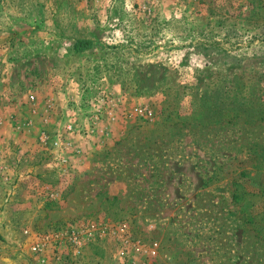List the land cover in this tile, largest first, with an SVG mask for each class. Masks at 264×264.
I'll use <instances>...</instances> for the list:
<instances>
[{"label":"rangeland","instance_id":"obj_1","mask_svg":"<svg viewBox=\"0 0 264 264\" xmlns=\"http://www.w3.org/2000/svg\"><path fill=\"white\" fill-rule=\"evenodd\" d=\"M36 240L264 264V0H0V264Z\"/></svg>","mask_w":264,"mask_h":264},{"label":"built area","instance_id":"obj_2","mask_svg":"<svg viewBox=\"0 0 264 264\" xmlns=\"http://www.w3.org/2000/svg\"><path fill=\"white\" fill-rule=\"evenodd\" d=\"M95 225L91 224L87 227V232L89 234H92L94 231ZM30 250L32 253L37 254V260L39 264H47L48 263V258L46 257V244L44 241H39L36 240L30 245Z\"/></svg>","mask_w":264,"mask_h":264},{"label":"trees","instance_id":"obj_3","mask_svg":"<svg viewBox=\"0 0 264 264\" xmlns=\"http://www.w3.org/2000/svg\"><path fill=\"white\" fill-rule=\"evenodd\" d=\"M87 44H89L88 41H85V40L81 39V40H77L76 43L74 44V46H75V49L77 51H81V50L85 49Z\"/></svg>","mask_w":264,"mask_h":264}]
</instances>
